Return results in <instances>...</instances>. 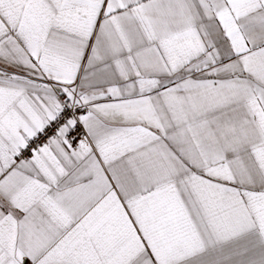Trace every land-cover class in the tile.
Returning <instances> with one entry per match:
<instances>
[{"label":"snow or ice","instance_id":"obj_1","mask_svg":"<svg viewBox=\"0 0 264 264\" xmlns=\"http://www.w3.org/2000/svg\"><path fill=\"white\" fill-rule=\"evenodd\" d=\"M0 264H264V0H0Z\"/></svg>","mask_w":264,"mask_h":264}]
</instances>
